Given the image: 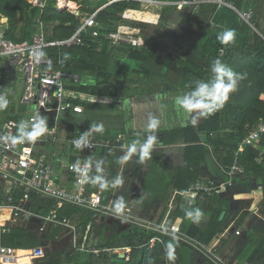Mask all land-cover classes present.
Returning a JSON list of instances; mask_svg holds the SVG:
<instances>
[{
  "label": "trees",
  "instance_id": "trees-1",
  "mask_svg": "<svg viewBox=\"0 0 264 264\" xmlns=\"http://www.w3.org/2000/svg\"><path fill=\"white\" fill-rule=\"evenodd\" d=\"M38 1L42 6L33 7L28 0H0V17L7 19L6 39L12 42L30 41L38 31V18L42 22L46 42L68 39L80 27V18L69 10H58L57 0ZM69 1L79 5V13L89 16L111 2L95 16L106 32L115 31L120 25L134 29L147 26L124 19L125 15L133 16L139 11L141 0H104L102 6L94 9L89 6L88 0ZM148 1L161 3L162 8L153 31L141 37L143 45H111L103 39L86 37L83 46L45 47L42 55L51 60L49 69L67 71L79 77L78 84H67L68 89L89 97L111 99L112 110L119 112L118 118L123 121V128L120 134H115V138L119 135L123 137L126 146L147 135H160L164 144H181L182 163L174 167L165 179L167 187L177 197L176 207L168 215L166 226L170 228L176 220L179 221L178 231L183 240L136 226L116 230L102 225L98 230L94 222L97 213L70 206L64 207L60 216L78 218V234L91 222L88 246H94L98 253L72 249L54 258L44 256L36 259L33 264H218L188 243L196 241L200 246L207 247L216 240L219 241L214 253L228 264H264V238L256 245L252 230H246L242 238L236 235L246 226L248 213L230 208L227 194L213 192L207 195L201 191L193 200L181 195L200 181L208 184L202 167L209 154L215 160L220 178L226 181L230 166L237 161L244 173L235 176L234 182L256 185L262 180L264 191V156L260 155V150L264 149V134L252 145H244L241 154L236 155L239 144L248 138L260 120H264V0H230L238 11H251L253 27L241 22L235 11L215 3L185 4L179 11L177 3L183 0ZM183 10L194 16L196 13L200 18L207 17L205 23L196 24L202 30L195 46L197 53L163 31V27L172 26L175 29L180 26L183 38L186 37L192 23L189 18H183ZM165 16H168L171 24L163 20ZM228 30L234 31L235 40L221 43L218 36ZM221 49L223 56H219ZM216 59L233 71L245 74V78L238 82L235 91L229 93L223 107L213 114L201 116L197 112H187L176 103L177 97L190 93L198 83L211 85L215 78L211 65ZM118 72L124 74L121 83L125 82L126 85L122 87L113 84ZM84 108L85 104L82 105L83 111ZM152 117L159 121L155 130L148 127ZM193 119H196V124L192 123ZM46 125L52 126L48 120ZM84 130L81 128V134ZM62 135L71 139L76 133L72 127H67ZM106 140L109 139L105 135L102 141L97 142L102 144ZM101 149H104L105 155L108 154L107 149ZM93 154L102 157L98 148L93 150ZM117 157L114 155L112 160ZM119 164H116V168ZM142 164L140 157L135 156L131 172L133 178ZM90 175L94 178L95 170L92 169ZM100 194L105 206L103 203L111 191ZM44 204L39 213L46 214L52 207L49 201ZM166 209L159 217V224ZM195 209L203 213L198 222L187 215ZM259 210L264 217V198ZM222 212L225 215L219 220ZM30 229L11 227L10 232L4 234L9 238L10 247L31 250L40 246L41 240L36 234L39 232L34 229L36 233L33 234ZM63 231L62 227L56 226L40 234L43 235L42 240L50 242ZM107 231L111 235L106 237L104 234ZM170 244L174 250V260H169L167 256ZM124 249H129V254L123 259L118 254H110L112 250Z\"/></svg>",
  "mask_w": 264,
  "mask_h": 264
},
{
  "label": "built area",
  "instance_id": "built-area-1",
  "mask_svg": "<svg viewBox=\"0 0 264 264\" xmlns=\"http://www.w3.org/2000/svg\"><path fill=\"white\" fill-rule=\"evenodd\" d=\"M28 2L33 7L42 6L38 0ZM202 3L225 6L235 11L241 22L253 27L251 11H238L230 0H183L177 5L181 7L185 4ZM97 12L80 18V27L70 38L51 42L44 39L40 18L36 20L39 31L30 41L12 42L5 38L7 22L0 17V105H2L0 111L8 109L13 104L12 85L14 81L21 80L23 89L18 104L27 114V119L22 125L30 131L37 118L46 120V124L48 120L52 125L36 141L24 140L14 144L11 139L5 137H18L19 124L13 119L0 123V214L3 211L8 213V223L0 221V238L2 234L9 233L16 223L22 221L32 224L39 233L50 227L60 226L73 237V249L92 254L99 251L94 246H88L91 222L77 235L78 218L60 216V211L64 207L72 206L97 214H108L109 208L102 205L100 191H95L92 187L90 171L97 167L96 163L94 165V162L86 157V154L92 152L100 143L97 142L95 132H92L88 143L77 148L74 141L82 135L81 130L76 129V136L71 139H61L57 136L56 124L63 112L81 114L83 104L97 100L68 89L67 84H78L79 77L67 71L49 69L51 60L42 55L45 47L83 46L86 37L103 39L111 45L140 46L141 39L128 32L129 26L120 25L115 31L106 32L95 19ZM223 55L224 51L219 50V56ZM86 131L90 129H85L84 132ZM262 134L264 120H260L250 131L248 138L239 144L236 155L241 154L244 145H252ZM51 146L54 149L47 152V148ZM81 173H86V176ZM243 173V169L235 161L227 175L235 177ZM209 185V182L208 184L199 182L190 191L181 195L193 200L201 191L211 195L213 192L219 194L223 190L222 187ZM47 201L52 203V207L46 214L39 213ZM170 231L178 232V229L171 226ZM236 234L239 235V232ZM15 251L14 248L0 243V259L14 255ZM33 251L37 258L44 256L41 246L33 248Z\"/></svg>",
  "mask_w": 264,
  "mask_h": 264
},
{
  "label": "rangeland",
  "instance_id": "rangeland-1",
  "mask_svg": "<svg viewBox=\"0 0 264 264\" xmlns=\"http://www.w3.org/2000/svg\"><path fill=\"white\" fill-rule=\"evenodd\" d=\"M87 2L89 4V6L94 9V8H97V6H102L104 3V0H94V1L88 0ZM140 3H141V5H140V9L138 12L133 14V16L125 15V18H124V13H125L124 12L122 15V18H124L126 20H130V21H134V22H141V23H144L147 25L143 29H134V28L130 27V30H128V32L130 34L141 39L140 40V42H141L140 46H141L144 43L143 39L141 37H143V35H145V36L149 35L153 31V27L157 24L159 17H160V11L162 8V4L157 3V2H152V1H146V0H141ZM73 5H75V4H73ZM57 7L61 11L64 9H68L69 11L73 12V14L75 16H77L79 18H84L86 15L84 13H79V14L74 13L76 6H74L72 8V6L70 4H68L66 8L62 9L59 6V0H57ZM208 7L209 6H207L206 9H208ZM179 9H180V7H178L177 10H179ZM179 11H181V10H179ZM182 13L184 14L183 18H189L191 20V23H192V27H191L189 33L186 35V37L183 38V33L181 31L180 26H176L175 29L172 26L163 27V31L166 32L171 37H174V39L177 42L184 44L186 47L190 48L192 51L197 53L198 48H196L195 46H196L197 42L199 41V36L202 33V30H201V28H198L196 24L199 22H200V24L205 23L204 19H206L207 17L200 18L196 13L194 16L192 14H189L187 12V10H183ZM168 19H169L168 16H165L163 18V20L165 22H167L168 24H171V22ZM48 28H50V27L48 26ZM48 33H50V29H49ZM163 50H164V48L161 49V51H163ZM116 74H117V77L113 81V84H116L118 86L121 85V87L126 85L125 82L121 83V80L124 79V74L122 72H118ZM22 89L23 88H22V86H20V84L17 85L16 95H14V98L16 100L20 99L21 94H22ZM108 100L109 99H107V98H100V102L96 103V104H92V103L87 102L85 104V108H84L85 110L81 114H78V115L72 114L70 112H63L58 117V122L56 123L58 134H63L64 130L67 127H72L73 129H75V128H91V125L103 124L104 131L102 133L101 132H95V134L97 135V140L102 141L104 136L106 135L107 138L109 139V142L111 143V146L114 147V145L116 144V139H117V138L115 139V134H120V131L123 128V121H121L118 118L119 113L112 110V106L110 104H108ZM10 111H12V109H10L9 112ZM9 112L8 111L0 112V120H2L3 118L4 119L11 118V117H6V116L4 117V115L8 114ZM26 115H24L22 117H18V120L21 121L22 118L26 117ZM146 139L147 138L136 140V141L143 143ZM97 148L100 151H102L101 148H103V147L97 146ZM112 150H111L110 155L109 154L105 155V156L109 155L107 160H104L105 159V156H104L102 161L100 159V155L99 154H93V151L86 154V157L88 160H91L92 162H94V165H95V163H96V165H98V167L93 168V170H95V176H94V178H92V184L96 185V188L94 187L93 190H95V191L99 190L100 193L102 192L104 194L107 193L108 191H111L109 198L107 199V201H105L103 203L106 207L109 208V210L107 211L108 214H102V215L95 214V216H94V222L97 226V229L99 230L102 225H105L107 228H114L116 230H123V229L129 228V226L140 227V228L147 230V231H149V230H161L162 227L161 228L157 227V225L158 226L160 225L159 223H157L160 213H158L156 211V209L150 210V211H148V210L144 211L142 207L139 208L137 205L138 202H140V200H142L141 197H140L141 199H138L139 196H144L143 191H144L145 185H143L142 183H144L145 175H143V174H144L145 170H147V181H148L147 185L149 184V180H151V178H153L154 175L160 176L159 175V173H160L159 169L163 168L165 170V164H166L165 158L167 156V153H170V152H172V154L175 153L174 155H176V157H178L177 160L175 162H172L171 165H174V164L180 165L182 159H179V158L181 156L183 148L178 147L177 151H176L177 153L174 152L175 150H173V149L162 150L161 153H157V152L152 153L151 158L144 160L143 164L140 166L139 171L141 172V177H140V179H138L137 183H136L135 179L138 176L136 178H133L131 172L133 170V160H134L135 156H139V149L137 150V153L132 155L128 161L119 164L118 168H116V164H118V162H119L118 161L119 155H121V157H123L127 153V151H125V150L120 151L116 148L112 149ZM112 152H115V153H112ZM114 155H117L118 157L115 158V160L113 161L112 159H113ZM260 155L262 157L264 156V149L260 150ZM101 156L103 157L102 153H101ZM65 159L67 160L68 157H66ZM210 160L211 159H209L208 161H210ZM99 162L101 163L100 167H99ZM260 162H261V159H260ZM149 165H152V166H149ZM211 165H210V167H211ZM262 166H264V159L262 162ZM202 169H203V174H206L205 172H207L208 168H202ZM97 177L100 178L99 181L96 180ZM216 178H217L216 176H213V179L210 178L208 180L211 187H217V185L221 183ZM250 178H252V176ZM220 179H222V178H220ZM117 180L120 181L119 184L116 183ZM101 183L104 184V187H101ZM238 185H240V184H238ZM142 186H143V189H142ZM131 188L133 189L132 191H131ZM130 197H131V199H130ZM237 197L241 198V197H245V195L237 196ZM238 198H236V200ZM121 199L123 200L124 208L118 213L116 211L115 205L117 203H119L121 201ZM129 199H130V201H129ZM142 203H141V205H142ZM176 204H177L176 201H174L171 208L174 209L176 207ZM245 206L246 205L241 204V203H237L235 205V207L239 208V209H242V207H245ZM14 226L27 227L28 229L30 227L32 229V233L33 234L36 233L34 231L35 227H33L28 222L24 223L22 221H19ZM153 228H155V229H153ZM36 234H37V237L40 238V240H41L40 246L42 247L43 254L46 258H52V257L54 258V257L61 255L62 253L69 252L70 250L73 249V237L71 236V234L69 232H67L65 230L59 235V237L56 240L50 241V242L42 240L43 235H41L40 233H36ZM77 235H79V234H77ZM104 235L107 237V236L111 235V232L107 231ZM170 237L178 239L176 236H173V235ZM239 237L242 238L243 235L241 234ZM8 241H9L8 236L2 234L1 238H0V243L3 246H10L11 244ZM128 250L129 249L112 250V251H110V254H118L119 257L125 258V256L128 255ZM37 257L38 256H36V257L31 256L30 257L32 263L36 259H39ZM229 258L230 257H228L227 260H229ZM2 264H9V263L8 262H6V263L2 262Z\"/></svg>",
  "mask_w": 264,
  "mask_h": 264
},
{
  "label": "crops",
  "instance_id": "crops-1",
  "mask_svg": "<svg viewBox=\"0 0 264 264\" xmlns=\"http://www.w3.org/2000/svg\"><path fill=\"white\" fill-rule=\"evenodd\" d=\"M66 1H67V4H70L72 6V8L74 6H76L74 13L79 14V12H78L79 5L77 3L70 2L69 0H66ZM110 3L111 2H108V4H110ZM73 4H75V5H73ZM108 4H105L104 6L99 8L97 11H99L102 8H104ZM57 9L60 10L58 7H57ZM3 20H5L7 22L6 18H3ZM38 31H39V28H38ZM42 32H43V25H42ZM43 34H44V32H43ZM19 84H20V86H22V81L21 80L14 81V83L12 85V87H13V90H12L13 104H11V106L8 109H6L4 111H0V112H6V111L9 112V110L12 109V111H10L8 114L4 115V117L6 116V117H11V118H7V119L3 118L2 120H0V123L4 122L6 120H9V119H13L21 127L23 122L27 119V116H26L25 118H22L21 121L18 120V117H22V116L26 115L24 113L25 109L18 104L20 99L16 100L14 98V95H16V87ZM93 98H95L97 101L96 102H89V103L96 104V103L100 102V98H96V97H93ZM107 99H109V98H107ZM110 103H111V99L108 100V104H110ZM76 129L81 130V128H75L74 129L75 133H76ZM83 129H88V128H83ZM89 129H91V128H89ZM64 132H65V130H64ZM57 136L59 138H61V139H67L62 134H58V132H57ZM148 136L149 135H147L146 138ZM156 136H157V141H156V143L154 145V149H153L152 153H156V152L157 153H161L162 150H170V149H173V150H175L174 152H176L178 147H182L181 144H179V143L164 144L161 136L160 135H156ZM124 142L125 141H124L123 137H120V135H119V136H117L116 144L114 145V147L111 146V143L109 142V140H106L105 142H103L101 146L103 148L107 149V152L110 155L111 154V150L115 149V148L118 149V150H122V151H124V150L128 151V146H126V144ZM106 145H107V148H106ZM53 149H54V147H52V146L48 147L47 148V152H51ZM101 153L103 155V157L100 158L101 161H102L104 156H105L104 149H102ZM112 153H115V152H112ZM174 154H172V152L167 153V156L165 158L166 159L165 170L163 168L159 169V172H160L159 175L160 176H155L154 175V177L151 178V180H149V184L148 185H147V183H148V181H147V170H145V172L143 174V175H145V177H144L145 180H144V183H142V184L143 185H147V186L145 187V189L143 191L144 192V196H139L138 199L142 198V200H140V202H138L137 205H138L139 208L142 207L144 211H147V210L150 211V210L156 209V211L158 213H160V215L163 212V210L165 208H167L166 209V213H165V215L163 217V220L161 221L159 226L157 225V227H159V228L162 227V228H161V230H156V231H159V232H161L163 234L165 233L168 236H172L173 235V236H176L178 238V240H183L182 236L179 234V231L178 232H173V231L171 232L170 228H167V226H166V221H167L168 215L173 210V208H171L172 204H173L174 201L177 202V200H176L177 197L175 195V192H172L170 190V187H167V180L165 179V177L169 176V174L172 172L174 167L179 166L177 164L171 165L172 162H175L177 160V158H178ZM208 158L211 159V160L208 161L209 160ZM179 159L183 160V151H182L181 156H180ZM181 163H182V161H181ZM181 163H180V165H181ZM210 165H211V167H210ZM96 166L98 167V165H96ZM100 166H101V163L99 162V167ZM149 166H152V165H149ZM202 168H208L207 172H205L206 173L205 176L207 178V181L210 178L213 179V176H216L217 177L216 179L221 182L220 184L217 185V187H222L223 188L222 192L219 193V194H227L226 197L229 198L228 202H229L230 208H232V207L236 208L235 205L237 203H241V204L246 205L245 207H242V209H240L241 211L248 213V217L246 218L247 219L246 220L247 221L246 222V226L242 230L238 231L239 235H237V234L236 235L237 236H240L241 234L244 235L245 231L250 229V230H252V232L255 235V244L257 245V243H259L260 240L262 238H264V217L260 214V210H259L260 203H261V201L264 198L262 180H259L256 185L254 183H251V182H245V183H243V184H241L239 186L237 184L238 182H236V183L234 182V180H233L234 177H228V179L226 181L224 179H220V177L217 175V173H218L217 172V170H218L217 169V165H216L215 160L213 159L211 154H209V156H207L206 161L203 164ZM137 176H136L137 178L135 177L136 178L135 179L136 183H137L138 179H140V177H141V172L139 171V169H137ZM157 178H159V180ZM200 182L206 184L203 181H200ZM92 185H93L92 186L93 188L94 187L96 188L95 184H92ZM132 190L133 189L131 188V191ZM243 195H245V197H241V198L237 197V196H243ZM236 198H238V199L236 200ZM130 199H131V197H130ZM130 199H129V201H130ZM141 203H142V205H141ZM5 214L8 215L7 212ZM160 215H159V217H160ZM0 221L2 222L3 220H1V218H0ZM2 223L7 224L8 223V218L6 220H4ZM157 223H159V222H157ZM172 226H175L178 229L179 221L176 220ZM153 229H155V228H153ZM218 241L219 240H216L214 243H212L210 246H207V247L200 246L196 241H192V242H188V243L191 244L192 246L196 247L197 250H199L200 252L205 254L209 259L217 262L218 264H228L226 260L218 258L215 255V253H214V250H215L214 248L217 247ZM8 247H10V246H8ZM16 251H18V250H16ZM0 264H2L1 259H0ZM233 264H235V263H233Z\"/></svg>",
  "mask_w": 264,
  "mask_h": 264
},
{
  "label": "clouds",
  "instance_id": "clouds-1",
  "mask_svg": "<svg viewBox=\"0 0 264 264\" xmlns=\"http://www.w3.org/2000/svg\"><path fill=\"white\" fill-rule=\"evenodd\" d=\"M65 10V9H64ZM68 10V9H66ZM73 13V12H72ZM218 39L221 43H228L235 40V33L232 30H228L220 34ZM211 72L214 74V80L211 85L207 83H198L194 90L190 93L184 94L177 97L176 103L189 113L197 112L201 116H208L213 114L215 111L223 107L224 103L229 98V93L237 89V84L240 80L245 78V74L237 73L233 71L229 66L224 64L221 60L216 59L211 65ZM2 107V105H0ZM79 111V109H77ZM196 119L192 120L193 124H196ZM159 121L152 117L149 119L148 127L155 130L158 127ZM48 131L46 125V120L37 118L30 131H27L22 125L19 129L18 137H5V139H11L12 143H17L18 141H36L41 136H43ZM103 124L91 125L90 131L84 132L78 140L74 141L76 147L79 148L82 144H87L89 136L92 132H103ZM157 141L156 135H149L147 139L141 143L139 141H133L128 146L127 153L119 159L120 163L128 161L132 155L137 153L139 149V157L143 162L146 159L151 158L154 145ZM75 167V166H73ZM76 171H79L76 169ZM86 176V173H81ZM97 181L100 180L99 177L96 178ZM95 182V181H94ZM117 184L120 183L119 180L116 181ZM101 187L104 184L101 183ZM116 211L119 213L124 208L123 200L115 205ZM187 215L192 218L195 222H198L202 217L203 213L199 209H195L192 212H188ZM167 256L169 260H174V250L172 245H168Z\"/></svg>",
  "mask_w": 264,
  "mask_h": 264
},
{
  "label": "bare ground",
  "instance_id": "bare-ground-1",
  "mask_svg": "<svg viewBox=\"0 0 264 264\" xmlns=\"http://www.w3.org/2000/svg\"><path fill=\"white\" fill-rule=\"evenodd\" d=\"M67 5L68 4H67V1L66 0H59V6L62 9L66 8ZM157 179L159 180V178H157ZM5 213L6 212L3 211V212H1V215H0V218L3 221L8 218V215L5 214ZM23 250L16 251L14 255L9 256L8 258L2 257L1 258V261L4 262V263L8 262L9 264H32V261H31V258L30 257L31 256L32 257H36L37 256L36 253L33 251V249H31V250H24V251Z\"/></svg>",
  "mask_w": 264,
  "mask_h": 264
},
{
  "label": "water",
  "instance_id": "water-1",
  "mask_svg": "<svg viewBox=\"0 0 264 264\" xmlns=\"http://www.w3.org/2000/svg\"><path fill=\"white\" fill-rule=\"evenodd\" d=\"M225 215L224 212L221 213L220 217H219V220H221L223 218V216ZM120 259H123L122 257H119Z\"/></svg>",
  "mask_w": 264,
  "mask_h": 264
}]
</instances>
